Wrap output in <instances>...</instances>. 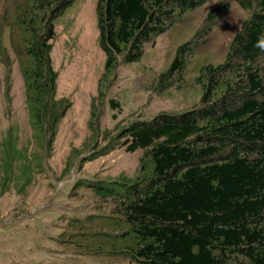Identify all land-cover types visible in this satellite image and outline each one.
Returning <instances> with one entry per match:
<instances>
[{
	"label": "trees",
	"instance_id": "trees-1",
	"mask_svg": "<svg viewBox=\"0 0 264 264\" xmlns=\"http://www.w3.org/2000/svg\"><path fill=\"white\" fill-rule=\"evenodd\" d=\"M76 1L17 0L1 17V31L9 28V47L0 38L4 96L9 102L13 54L33 134L23 145L14 124L2 136L1 193L24 194L33 184L71 106L57 98L51 52L56 22ZM208 1L98 0L97 41L105 63L90 108L89 127L96 137L100 106L119 61H141L158 37ZM235 1L252 14L233 37L225 60L199 70V104L178 114L136 119L91 157L106 155L118 144L129 153L142 151L135 178L96 185L117 197L119 234L108 243L132 264H264V52L254 47L264 33V0ZM187 48V43L178 48L159 76L161 86L170 89L181 81ZM109 105L120 109L116 100L109 99Z\"/></svg>",
	"mask_w": 264,
	"mask_h": 264
},
{
	"label": "rangeland",
	"instance_id": "rangeland-1",
	"mask_svg": "<svg viewBox=\"0 0 264 264\" xmlns=\"http://www.w3.org/2000/svg\"><path fill=\"white\" fill-rule=\"evenodd\" d=\"M16 1L0 0V20ZM97 3L77 0L56 22L51 57L58 72L57 98H66L71 106L58 126L52 154L37 169L33 184L24 194L0 191V264H132L108 243L119 234L117 197L96 185L135 178L142 151L129 153L118 144L106 155L91 157L136 119L147 120L163 112L178 114L198 105L199 70L225 60L233 37L252 14L235 0H209L158 37L141 61L125 64L120 60L105 103H96L102 109L96 137L89 127L90 108L105 63L97 41ZM0 38L9 47L5 25ZM186 43L190 57L183 78L170 89L161 86L159 76ZM11 58L9 102L0 63V140L10 125L17 124L24 145L33 134L23 80L13 54ZM109 99L119 102L120 109L112 110Z\"/></svg>",
	"mask_w": 264,
	"mask_h": 264
},
{
	"label": "clouds",
	"instance_id": "clouds-1",
	"mask_svg": "<svg viewBox=\"0 0 264 264\" xmlns=\"http://www.w3.org/2000/svg\"><path fill=\"white\" fill-rule=\"evenodd\" d=\"M254 47L258 48L261 52H264V33L258 36Z\"/></svg>",
	"mask_w": 264,
	"mask_h": 264
}]
</instances>
